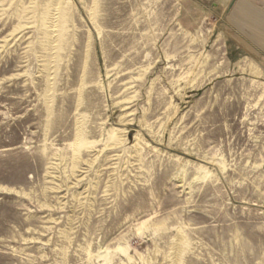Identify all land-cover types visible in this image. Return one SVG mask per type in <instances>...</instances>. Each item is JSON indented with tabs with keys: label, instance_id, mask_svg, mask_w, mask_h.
<instances>
[{
	"label": "rangeland",
	"instance_id": "374dc122",
	"mask_svg": "<svg viewBox=\"0 0 264 264\" xmlns=\"http://www.w3.org/2000/svg\"><path fill=\"white\" fill-rule=\"evenodd\" d=\"M234 24L0 0V264H264V51Z\"/></svg>",
	"mask_w": 264,
	"mask_h": 264
},
{
	"label": "crops",
	"instance_id": "0c3cea01",
	"mask_svg": "<svg viewBox=\"0 0 264 264\" xmlns=\"http://www.w3.org/2000/svg\"><path fill=\"white\" fill-rule=\"evenodd\" d=\"M211 4L220 6L227 19L234 21L246 43L257 52L264 51V17L260 16L264 13V0H211Z\"/></svg>",
	"mask_w": 264,
	"mask_h": 264
}]
</instances>
